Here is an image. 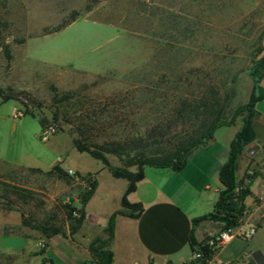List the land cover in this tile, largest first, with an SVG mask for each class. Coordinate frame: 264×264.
Wrapping results in <instances>:
<instances>
[{"label": "rangeland", "instance_id": "rangeland-1", "mask_svg": "<svg viewBox=\"0 0 264 264\" xmlns=\"http://www.w3.org/2000/svg\"><path fill=\"white\" fill-rule=\"evenodd\" d=\"M263 56L264 0H0V89L35 100L15 120L14 108L25 107L0 97V178L36 192L37 201L21 206L27 218L64 225L63 205H81L94 183L29 170L46 171L60 158L67 166H104L76 150L67 158L68 126L42 141L41 118L53 125L52 85L77 93L83 110L114 101L107 110L119 114L111 128L119 135L153 126L157 110L169 112L188 94L214 92L230 119L248 103L250 70ZM108 160L124 167L116 156ZM100 177L106 194L113 177L108 169ZM94 204L98 213L102 201Z\"/></svg>", "mask_w": 264, "mask_h": 264}, {"label": "crops", "instance_id": "crops-1", "mask_svg": "<svg viewBox=\"0 0 264 264\" xmlns=\"http://www.w3.org/2000/svg\"><path fill=\"white\" fill-rule=\"evenodd\" d=\"M261 88L264 90V77ZM255 110V139L240 157L236 177L238 183L249 188L243 217L246 227L253 224L258 230L251 240L238 238L225 246L219 253L224 263L264 264V99L256 104ZM242 126V119H238L234 125L217 130L214 143L197 149L180 172L145 168V178L128 196L130 203L142 205L143 213L139 218L117 217L111 244L113 264H184L192 256L193 241L202 243L212 234L223 231V224L219 222H194L214 212L224 189L220 171L229 159L231 143ZM68 143L67 158L73 150L79 152L72 136ZM57 163L46 171L34 170L48 173L59 167L66 173L72 170L96 179L97 188L85 207L83 226L72 236L66 222L63 234L47 238L42 232L26 227L15 212L0 209V257L6 264L90 262L93 260L92 242L107 238L110 217L122 209V198L129 186L127 180L111 174L108 193L103 194L100 174L105 167L98 165L91 170L80 165L67 166L61 158ZM101 201L98 213L93 212L94 203ZM76 207L81 205L77 203Z\"/></svg>", "mask_w": 264, "mask_h": 264}, {"label": "trees", "instance_id": "trees-1", "mask_svg": "<svg viewBox=\"0 0 264 264\" xmlns=\"http://www.w3.org/2000/svg\"><path fill=\"white\" fill-rule=\"evenodd\" d=\"M76 16L78 17V14L73 17ZM74 20L75 18L72 19ZM250 76L254 81L250 99L247 104L237 108L230 119L225 118L226 102L217 98L214 92L200 96L188 94L178 97L169 112L164 111V108L157 110L159 113L154 114L153 126L141 130L135 128L129 132L119 129V135L111 130L116 127L115 123L119 119V114L114 110H107L114 105V101L105 103L103 107L101 104L98 107L97 104H89V109L83 110L79 107L82 103L76 100L77 93H60L55 86H51L53 93L51 108L56 134L65 133V127L68 126V133L73 137L74 145L79 152L100 161L115 178L129 182L122 198V209L115 212L109 219L106 228L107 238L104 240L97 238L92 242L90 250L93 260L84 264H113L111 244L117 217L139 218L143 213L142 205L130 203L128 196L135 192L137 184L145 178L146 167L170 169L174 172L182 171L189 157L197 149L209 146L217 130L232 126L241 118L243 126L232 141L229 159L220 171V181L224 189L220 193L214 212L194 222L199 224L205 220H212L222 223L223 230L234 228L239 224L246 210L245 200L249 195V188L243 183H238L236 173L240 157L255 139L254 124L257 115L255 107L264 99V90L261 88V80L264 77V56L250 70ZM0 97L3 101L15 100L21 103L26 109V115H29V108L35 105L34 98L26 91L0 89ZM156 99L154 95V102ZM66 104L69 107H66L67 109L62 113L61 109L65 108ZM159 105L162 104L159 103ZM155 106L157 107L156 104ZM30 115L36 116L34 113ZM47 123L46 119L41 118L43 129L46 128ZM109 155L122 160L124 167L112 166L108 160ZM129 168H137V171L131 172ZM29 171L43 173L34 169ZM55 173L67 177V173L59 167L48 172L49 175ZM96 188L95 182L92 189L85 192L80 208L73 206L72 203L63 205L65 223L68 222L72 236L83 226L86 219L85 207L93 197ZM35 201L37 196L33 190L20 186L14 180L0 178V208L6 211L18 209L23 224L42 232L47 238L63 234L64 225H56L49 221L39 222L26 217L21 206H28ZM192 245L194 250L200 243L193 241Z\"/></svg>", "mask_w": 264, "mask_h": 264}, {"label": "built area", "instance_id": "built-area-1", "mask_svg": "<svg viewBox=\"0 0 264 264\" xmlns=\"http://www.w3.org/2000/svg\"><path fill=\"white\" fill-rule=\"evenodd\" d=\"M25 114V112L15 110L12 116L13 119L18 120L25 116ZM56 131L54 125L46 127L41 134L42 141H49L50 138L56 134ZM67 173L76 181L87 186L93 185L96 181L94 176H80L77 172L72 170ZM257 230L258 227L253 224H247L246 227L244 219H241L236 227L212 234L206 241L200 243V245L193 250L191 258L184 264H234L222 262L219 259V253L235 239L251 240L255 236Z\"/></svg>", "mask_w": 264, "mask_h": 264}, {"label": "water", "instance_id": "water-1", "mask_svg": "<svg viewBox=\"0 0 264 264\" xmlns=\"http://www.w3.org/2000/svg\"><path fill=\"white\" fill-rule=\"evenodd\" d=\"M214 143V140L213 141H211V143L209 144V145H212Z\"/></svg>", "mask_w": 264, "mask_h": 264}]
</instances>
